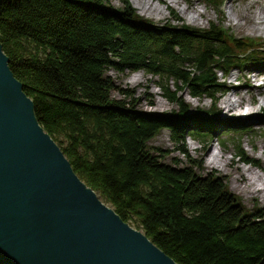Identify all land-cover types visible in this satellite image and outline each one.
<instances>
[{
	"label": "trees",
	"instance_id": "1",
	"mask_svg": "<svg viewBox=\"0 0 264 264\" xmlns=\"http://www.w3.org/2000/svg\"><path fill=\"white\" fill-rule=\"evenodd\" d=\"M122 2L117 10L108 0H1L0 41L39 123L79 177L179 264H264V207L248 208L196 163L172 166L150 152L164 127L176 143L205 139L211 127L202 133L178 116L142 114L111 97L114 83L104 73L145 70L172 101L178 91L168 81L193 97L215 98L223 88L216 72L264 63V40L230 33L221 16L207 28L157 25L131 0ZM209 2L222 14L225 0ZM237 153L245 163L260 162L240 146Z\"/></svg>",
	"mask_w": 264,
	"mask_h": 264
},
{
	"label": "water",
	"instance_id": "2",
	"mask_svg": "<svg viewBox=\"0 0 264 264\" xmlns=\"http://www.w3.org/2000/svg\"><path fill=\"white\" fill-rule=\"evenodd\" d=\"M9 61L0 41V264H179L77 175Z\"/></svg>",
	"mask_w": 264,
	"mask_h": 264
},
{
	"label": "rangeland",
	"instance_id": "3",
	"mask_svg": "<svg viewBox=\"0 0 264 264\" xmlns=\"http://www.w3.org/2000/svg\"><path fill=\"white\" fill-rule=\"evenodd\" d=\"M132 1V0H131ZM159 1H163L165 4H160L163 10L161 14L159 8L155 9L156 4ZM193 0H151L152 8H147L144 5H139L138 12L145 19L157 25H164L166 22H172L175 25L185 23L192 27L207 28L212 21H218L220 16L224 21V29L230 30V33L237 35L238 37H253L264 40V33L252 32V31H238L233 24L230 23V18H236V12L242 13L244 11H258L260 16L264 17V0H225L222 7V14L218 9L209 2V0H194L197 1L196 7L199 8L203 14L197 21H190L188 15L180 10L181 6L188 5V2ZM108 5L113 9H121L124 7L122 0H108ZM192 7H189V10ZM174 9L181 21H178L172 14L171 10ZM244 10V11H242ZM252 69V70H251ZM262 71L264 72V63H258L257 61L248 62L245 66L232 70L230 73L216 72V80L220 83L227 82L232 73L239 72V74L250 76V72ZM105 76L109 77L114 83V88L111 90L110 95L115 99H125L128 102H133L137 111L146 115L160 116H178L183 125L189 128H195L196 126L202 127V133H208L211 127L212 131L210 135L204 138L187 137L185 142L176 143L172 138V131L170 127H164L155 137H153L148 146H150V152L158 156V159L164 163H168L172 166H185L190 163H196L198 165V172L200 174L212 173L213 175L220 176L227 182L229 188L236 194H238L242 202L248 207H264V201L262 196L247 197L240 189H236L234 185L237 183L239 186H243L245 183L235 181L238 172L234 164H227L221 167L206 166L200 161L210 152L221 151L224 154V158L240 164L241 168L252 167L264 171V159L260 156L261 145L264 143V110L260 111L256 124L250 120L244 121H223L221 117L220 101L222 97L227 93L228 89L223 86L221 90L216 93L217 98H209L207 96L193 97L188 88H180L181 83H174L168 81V87L171 91H178L176 97L178 101L169 100L165 97V91L158 86L160 79L158 76L147 73L145 70L131 71L129 69L119 71L113 67H107L104 71ZM248 73V75H247ZM140 76V77H139ZM234 84L238 88L247 92L248 86H239L243 83L242 79L233 78ZM254 82H259L254 81ZM180 85L178 88L177 86ZM264 92H258L256 97L258 100H263ZM248 96V95H247ZM200 98L205 100L204 105L198 107L196 105V99ZM164 100L167 107L160 109L158 102ZM215 106V111L211 112L210 109ZM254 116V117H255ZM251 125H255V128H251ZM165 134L168 136L166 141H161L160 136ZM237 146H240L245 151V154L249 158H255L260 160L257 163L249 164L244 162V158L237 153ZM182 148L187 151V155L182 153ZM211 154V153H210ZM67 157V156H66ZM68 158V157H67ZM69 160V158H68ZM70 161V160H69ZM71 163V161H70ZM72 165V164H71ZM73 167V166H72ZM78 175V174H77ZM79 176V175H78ZM105 202V201H104ZM107 203V202H105ZM109 204V203H107ZM110 205V204H109Z\"/></svg>",
	"mask_w": 264,
	"mask_h": 264
},
{
	"label": "bare ground",
	"instance_id": "4",
	"mask_svg": "<svg viewBox=\"0 0 264 264\" xmlns=\"http://www.w3.org/2000/svg\"><path fill=\"white\" fill-rule=\"evenodd\" d=\"M132 2L138 8H140L139 5L141 4L147 8H152L151 0H132ZM160 4L165 3L163 1H159L158 4H156L155 9L159 8ZM196 4L197 1L193 0L188 2V5L180 7V10L188 15L190 21H197L203 14V12L196 7ZM189 7L192 8L189 10ZM159 10L161 14L164 15L163 10L161 8H159ZM236 15V18H230V23L233 24L238 31L264 33V17L260 16V13L257 10L253 12L246 10L239 14L238 12H236ZM233 78H235L236 80L243 78L244 82L239 84V86L242 87L247 85V92L241 88H238V86L233 83L235 82L233 81ZM257 80L259 82H254ZM222 85H224V87L228 89V91L220 101V109L222 110L220 119H222L223 121L250 120L251 122H254V124H256L258 117H256L255 115H258L260 111L264 110V94L262 101L258 100L256 97V94L258 92H264V72H250V76L235 72L232 73L230 79L227 82L222 83ZM216 97L214 98V100L216 99ZM204 101L205 100L203 99L197 98L196 105L200 107L201 105H204ZM157 105L160 109H164L167 107V104L164 100H160ZM250 127L253 129L255 128V125H251ZM167 138L168 136H166L165 134L160 136L161 141H166ZM210 153H208L202 159L200 158V161H202L204 165L210 167H221L226 166L227 164H234L236 166V171L239 173L238 176H236L235 181H241L245 183L243 186H239L236 183L234 187L236 189H240V191L243 192L247 197H257L258 195H261L262 200L264 201V171H260V169H257L255 167L241 168L239 163L233 161L232 159L228 160L227 158H224V154L221 151ZM260 156L264 159V143H262L261 145Z\"/></svg>",
	"mask_w": 264,
	"mask_h": 264
}]
</instances>
